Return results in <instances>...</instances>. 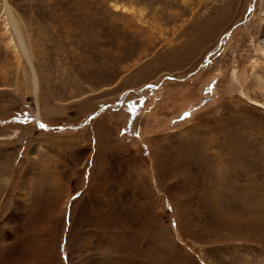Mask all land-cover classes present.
I'll return each instance as SVG.
<instances>
[{"label":"rangeland","instance_id":"374dc122","mask_svg":"<svg viewBox=\"0 0 264 264\" xmlns=\"http://www.w3.org/2000/svg\"><path fill=\"white\" fill-rule=\"evenodd\" d=\"M8 1L0 264H264V0Z\"/></svg>","mask_w":264,"mask_h":264},{"label":"bare ground","instance_id":"6f19581e","mask_svg":"<svg viewBox=\"0 0 264 264\" xmlns=\"http://www.w3.org/2000/svg\"><path fill=\"white\" fill-rule=\"evenodd\" d=\"M3 1H4L3 2V7L5 8V12H6V15H7L6 18H5L6 23L9 24V26L11 27V29H13V31L15 33L14 39H15L17 45H15L13 47H16L17 46L21 50V52L23 53L24 57L27 59L28 63L30 64V67H31L32 72H33L32 81H33V84H34V91H35V93H37L38 75L36 73V70L34 68V64L32 62V53H31V50H30V46L26 42L25 37L23 38V33H22L23 31H22V29L20 27V21L17 18V16L15 15L14 8L11 6V4L9 3L8 0H3ZM263 21H264V17H263ZM10 27H8V28H10ZM8 42L10 44L11 43L14 44L13 43V38L8 37ZM256 48H257L258 56L260 58H263L264 57V28H263V31H262V38H261V40H260V42H259V44H258V46ZM259 66L262 69H264V60L261 61L258 64V66L254 65L253 68H252L251 78L255 79L257 83H260L261 77H262L261 71L259 70V68H260ZM242 76L245 77V83H246L245 85H249L252 79H247L246 76H245V73L240 72L236 68H234L232 70V72H231L232 82H235L236 85H243L242 84V81H243L242 80ZM241 94L244 95L245 97H247L249 100L254 101V102H257V104L264 105L263 103H259V101L253 99L251 97V95L248 93V91H245L244 89L241 90ZM36 117H38L39 119L41 117L40 116V109L39 108H38L37 116ZM40 122H41V120H40ZM53 255H55V254H53Z\"/></svg>","mask_w":264,"mask_h":264},{"label":"water","instance_id":"95a60500","mask_svg":"<svg viewBox=\"0 0 264 264\" xmlns=\"http://www.w3.org/2000/svg\"><path fill=\"white\" fill-rule=\"evenodd\" d=\"M35 119H36L37 121H40V119H39L38 117H36V116H35Z\"/></svg>","mask_w":264,"mask_h":264},{"label":"snow or ice","instance_id":"6c2138e0","mask_svg":"<svg viewBox=\"0 0 264 264\" xmlns=\"http://www.w3.org/2000/svg\"><path fill=\"white\" fill-rule=\"evenodd\" d=\"M41 128H44L45 126L43 124L40 125Z\"/></svg>","mask_w":264,"mask_h":264}]
</instances>
